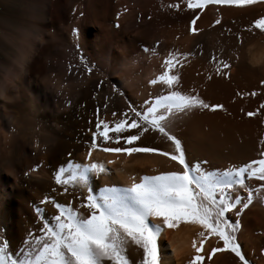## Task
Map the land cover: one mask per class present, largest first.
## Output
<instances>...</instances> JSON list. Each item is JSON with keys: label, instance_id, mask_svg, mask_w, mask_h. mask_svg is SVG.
Returning <instances> with one entry per match:
<instances>
[{"label": "bare ground", "instance_id": "1", "mask_svg": "<svg viewBox=\"0 0 264 264\" xmlns=\"http://www.w3.org/2000/svg\"><path fill=\"white\" fill-rule=\"evenodd\" d=\"M179 2L0 0V32H11L31 22L44 36L22 80L19 100L0 105V128L17 134L10 162H0V241L9 255L21 258L28 234L33 238L41 235L43 221L50 222L56 214L49 200L71 202L74 208L83 202L84 190L70 186L65 190L55 184V170L69 160L84 162L89 125H94L98 107L99 115L111 121V113L126 110L128 103L139 107L149 96L163 94L161 86L149 85L148 81L162 72V61L169 53L186 54V60L173 73L181 91L191 89L210 106H222V110L211 112L197 110L171 129L183 141L190 161L204 159V167L217 170L258 158L259 151L264 150V69L250 67L239 55L246 44L261 35L243 29L264 16V3L243 9L207 5L194 25L199 31L189 35L191 11L167 8L169 3ZM217 17L221 23L213 25ZM72 28L77 29L75 36ZM237 33L243 39L239 46ZM149 43L152 50L147 47ZM213 56L230 62L228 78L215 74L210 63ZM81 59L92 68L90 74L84 73ZM4 62L0 55V63ZM98 84L102 87L97 88ZM250 111L256 115H245ZM32 122L39 125V132H25ZM138 144L171 151L169 142L152 133L145 134ZM91 159L110 169V174L92 178L96 187L125 186L130 177L174 170L170 162L158 156L126 157L97 151ZM108 160L114 163L109 165ZM32 164L37 165L35 171ZM241 220L237 238L242 254L250 264H264V207L254 202ZM197 231L196 226L183 224L164 231L159 251L165 264H186L193 254L191 241ZM216 243L210 238L202 253L211 251ZM126 254L132 261L142 258V253L131 248ZM203 264L238 261L229 253H214L212 260Z\"/></svg>", "mask_w": 264, "mask_h": 264}, {"label": "snow or ice", "instance_id": "2", "mask_svg": "<svg viewBox=\"0 0 264 264\" xmlns=\"http://www.w3.org/2000/svg\"><path fill=\"white\" fill-rule=\"evenodd\" d=\"M255 3L264 0H180L169 3L167 8L190 10L187 31L196 35L199 29L194 25L207 5L243 9ZM220 23L217 17L213 25ZM243 31L264 34V16L252 20ZM71 33L75 36L77 29L72 28ZM235 39L238 46L243 43L239 33ZM182 60H186V54L169 53L162 61V72L148 81L149 85L161 86L163 94L149 96L139 107L128 103L126 110L111 113V121L99 115V107L96 109L94 125H89L90 140L84 162L69 160L54 172L56 185L65 190L69 186L76 191L84 190L83 202L74 208L71 202L49 200L56 214L50 222L43 221L41 235L33 238L28 234V239L23 241L25 251L19 259L9 255L0 241V264H165L159 239L165 230H176L182 224L198 228L191 241L193 254L186 264L211 261L214 253H229L238 264H250L242 254L237 233L241 230L242 214L254 202L264 207V150L259 151L258 158L217 170L204 167L207 160L190 161L183 141L171 129L197 110L211 112L222 110V106H210L191 89L181 91L178 76L173 73ZM210 63L217 76L228 78L230 62L213 56ZM80 64L85 74L92 72L83 59ZM112 91L116 92V88ZM245 115L253 117L256 113L250 111ZM148 133L169 142L171 151L139 145L138 141ZM97 151L126 157L158 156L170 162L174 170L130 177L125 186L96 187L91 183L93 177L110 174L103 163L91 159ZM249 181L259 183L253 186ZM35 212L39 214L41 209L37 207ZM210 238L217 243L211 245V251L202 253ZM129 248L142 253V258L132 261L126 254Z\"/></svg>", "mask_w": 264, "mask_h": 264}, {"label": "clouds", "instance_id": "3", "mask_svg": "<svg viewBox=\"0 0 264 264\" xmlns=\"http://www.w3.org/2000/svg\"><path fill=\"white\" fill-rule=\"evenodd\" d=\"M43 43L44 36L35 23L19 25L11 32H0V55L5 58V62L0 63V105L19 100L22 80ZM239 55L250 67L264 69V34L246 44ZM16 138L15 130L0 128V162H10Z\"/></svg>", "mask_w": 264, "mask_h": 264}, {"label": "rangeland", "instance_id": "4", "mask_svg": "<svg viewBox=\"0 0 264 264\" xmlns=\"http://www.w3.org/2000/svg\"><path fill=\"white\" fill-rule=\"evenodd\" d=\"M114 25H116V24H114ZM114 25H113V26H114ZM151 44H152V42H151ZM151 44L149 43V45H147V47L149 48V50H152V48H151V47H152ZM26 103L28 104V103H29V100L26 101ZM61 109H62V106H61V108H60V106H59V107H58V110H61ZM22 116L25 118L24 115H22ZM22 116H21V117H22ZM30 117H31V116H29V118H30ZM32 123H33V122H32ZM32 123L30 124V126H27L25 132H28V133H29V132H33V131H34V132H36V131L39 132V130H38V129H39V125H38L37 123H35V122H34L35 124H34V123L32 124ZM33 125H34V127H33ZM37 126H38V127H37ZM32 127H33V128H32ZM30 128H31V129H30ZM29 129H30V131H29ZM36 129H37V130H36ZM31 130H33V131H31ZM35 166H37V165L32 164V165H31V168H33V167H35ZM25 171H27V170H25ZM252 182H253V186H255V184L259 183V182H256V181H251V182L249 181V183H251V184H252ZM254 182H256V183L254 184Z\"/></svg>", "mask_w": 264, "mask_h": 264}]
</instances>
